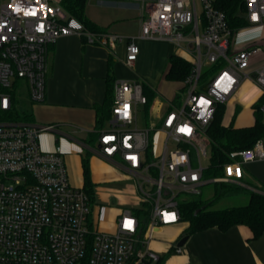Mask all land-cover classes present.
I'll list each match as a JSON object with an SVG mask.
<instances>
[{"label": "built area", "instance_id": "obj_1", "mask_svg": "<svg viewBox=\"0 0 264 264\" xmlns=\"http://www.w3.org/2000/svg\"><path fill=\"white\" fill-rule=\"evenodd\" d=\"M97 1L137 3L141 25L127 37L129 67L138 60L137 39L177 45L192 66L186 98L152 119L143 83L114 84L110 128L98 131L97 151L135 183L143 208L123 210L114 233L98 231L87 193L71 184L62 147L41 146V136L57 126L15 122L8 113L17 80L25 81L33 102L45 101L48 54L60 38L79 36L109 47L125 37L88 30L62 0H0V264H158L149 247L152 231L179 225L182 203L209 183L203 162L212 158L208 129L218 108L250 80L263 93L264 114V65L251 69L264 49L237 46L243 29L232 31L216 0ZM243 7L248 28L264 24V0H243ZM205 69H213L211 79L204 78ZM140 111L144 129L137 127ZM229 158L212 182L245 186V165L264 163V140Z\"/></svg>", "mask_w": 264, "mask_h": 264}, {"label": "crops", "instance_id": "obj_2", "mask_svg": "<svg viewBox=\"0 0 264 264\" xmlns=\"http://www.w3.org/2000/svg\"><path fill=\"white\" fill-rule=\"evenodd\" d=\"M101 6L109 8L110 11L114 9L118 12H115L116 15H114L112 20H107L105 25H101L87 17L86 5V18L98 28L113 36L117 34L118 23L131 20V18L125 17L122 13L118 14L121 10L136 9L139 12L136 4L124 1L104 2ZM135 18L139 21L138 27H140V12ZM121 27H123L122 24L119 25V28ZM253 28L262 30L260 34L262 39H254L244 44L236 43L237 46L242 47L249 43H258L262 44L261 46L264 49V24ZM245 29H248V27L242 31ZM125 41L127 47V37H125L123 42ZM117 49V44L109 47L91 44L85 38L79 36L60 38L50 48L52 64L47 80L45 101L34 105L33 120L30 122L35 124L34 118L38 117L43 122L40 123L42 125L57 126V131L44 133V136H41V146L46 151L53 150L57 145L62 147L70 181L74 187L84 188L85 186L83 165L85 158L89 162L90 179L93 188L98 186L116 187L118 192L111 198L110 205L105 207L95 205L93 208L92 219L94 226L98 231L104 233H114L117 229V220L121 212L123 210H134L129 209V204L135 201L139 202V199L134 200V197H138L135 183L99 154L97 151L98 136L95 138L92 135L94 132L104 129V125L99 128L98 117L104 113V110L110 112L108 107H110L111 100L114 101V84L119 80H130L119 76L116 72L117 65L114 64L113 55ZM78 52L83 55L81 63H76L73 60L74 54H78ZM173 55L181 57L182 53L177 51ZM169 61L170 58L168 60V71ZM124 64L129 67L126 59ZM135 65L136 63L133 67ZM263 65L264 63L259 65L252 60L251 69L254 70ZM77 81L81 84L80 91L73 88H65L68 84L77 85ZM145 88L148 94L154 95L146 108L149 118L155 119L160 116L167 109L169 103L178 104V95L173 101L166 103L158 95L156 89L146 84L144 85ZM262 104L263 93L261 89L250 80L242 81L230 100L222 105L224 113L229 108V111L234 116L232 123L224 124L222 121L223 125H232L238 129L254 126L255 107ZM251 113H253L254 118L251 117ZM236 120L243 121V123L238 126L235 124ZM87 134H90L89 139H86ZM255 165L257 163L245 165L243 180L245 186L241 187L248 192H256L255 190L259 188L264 194V185L260 182L261 179L257 180L249 169L255 167ZM126 182H129V188L132 191L131 196L134 194L130 200H127L129 197L125 198L122 195L123 191H120L127 186ZM151 234L155 236L156 240L152 243L150 241L149 247L152 251L159 254L162 259L161 264H264V248L263 245H260L264 241V234L255 239L252 231L247 226H236L227 231H221L217 228L202 231L201 236L196 240L194 251L192 252L188 248V250L185 249L186 253L181 254H176V247L180 240L187 236L183 228L178 227V225L160 227L154 229ZM251 243H253L254 247L253 253L250 248ZM171 246L174 247L165 256ZM180 248L182 249V247Z\"/></svg>", "mask_w": 264, "mask_h": 264}, {"label": "rangeland", "instance_id": "obj_3", "mask_svg": "<svg viewBox=\"0 0 264 264\" xmlns=\"http://www.w3.org/2000/svg\"><path fill=\"white\" fill-rule=\"evenodd\" d=\"M86 8V15L87 17L98 24L105 25L107 20H112L114 15H116L115 12H118L116 10L110 11L109 8L101 6V3H98L97 0H90L88 1ZM131 4H137L135 2H129ZM122 13L125 17L131 18V20H127L121 23H118V30L116 36L119 37H130V36H136L139 33V21L135 18L138 16V11L136 9H127V10H121L118 14ZM243 15V13H242ZM123 25V27L119 28V25ZM262 31V30H261ZM261 31L257 28H248L242 31L239 35L236 36L235 42L237 44H244L254 39H260L261 38ZM262 39V38H261ZM259 41V40H258ZM136 45L139 48V56L138 60L136 61V65L133 68H129L124 64L126 59V41L123 43H117V51L113 55V60L115 61L114 64L117 65L116 72L119 76L123 78H127L130 80H138L139 82L143 83L144 85H148L153 89L157 90L158 95L161 97L163 101L171 102L173 101L177 95L179 96L178 100L182 101L186 98V90L183 89L184 82L182 81H171L166 78V73L168 71V60L171 55L175 54L178 51V47L176 44L170 42V41H164V40H136ZM262 45V44H261ZM50 50L48 54V71H47V77H46V86H47V80L49 78V73L51 70V58H50ZM83 55L78 52V54H74L73 60L78 63L82 62ZM254 62L257 64H263L264 63V51L256 54L253 57ZM71 62V61H70ZM76 69V68H75ZM77 70V69H76ZM74 70V71H76ZM205 71H208V69H205ZM213 71H210L207 78H212ZM79 80V78H77ZM66 85V84H65ZM64 85V86H65ZM79 81H77V85H69L65 86V88H73L80 91ZM47 92V90H46ZM14 108L16 113L19 115H23L24 113L33 115L34 110L33 107L35 104H41L37 102H33L29 96L27 85L24 80H17V85L14 87ZM223 123H232L233 121V113L229 111V108L226 109V112L224 113ZM251 117L254 118L253 113H251ZM36 121V125H42L40 123L41 120L39 118H34ZM138 125L137 127L139 129H144L146 127V115L143 111H140L138 115ZM15 122H22L23 120L20 118H14ZM243 123V121H235V124L240 126ZM105 130L110 128V124L108 121H105L104 127ZM44 136V135H43ZM42 136V137H43ZM90 138V134L86 135V139ZM43 139V138H42ZM43 142V140H42ZM43 145V143H42ZM209 156H212V148L209 149ZM203 165L205 168H209L211 166V160L207 159L204 160ZM250 171L253 173L254 177L258 179H261L260 182L264 185V163H257L255 167L249 168ZM213 179L209 177L206 172L204 173V180L209 181L208 184L204 185L201 188V195L189 197L188 200L196 199L200 200L202 202H210L213 201L215 198L219 199L217 202H215L212 206H210V209L212 210H222L227 208H232L236 206H243L246 205L249 201V195L248 192L244 189H236V185L234 184H221V183H214L212 182ZM126 187H124L122 190V195L127 200H130L131 197L134 195L131 193L132 191L129 188V182H126ZM118 192L116 190V187H94L93 188V194H94V202L92 203V208H94L95 205H99L101 207H105L110 205L111 198L113 195H115ZM133 199V198H132ZM135 199H139L138 197ZM187 200V201H188ZM183 204V203H182ZM128 207V206H127ZM143 208V205L140 202H131L129 204V209H136L139 210ZM190 224L189 222H181L178 227L183 228V231L185 234L190 233L188 230ZM202 231L194 232L189 235L190 239L188 243L182 247L181 253H186L185 249L188 250L191 249L193 252L195 249L196 240L201 236ZM154 234V233H153ZM151 234V243L156 240L155 236ZM159 239V238H158ZM162 239V238H161ZM162 241V240H158ZM260 245H263L264 248V241ZM174 246H171L168 251L166 252L165 256H167L170 251L172 250ZM251 252L253 253L254 247L253 243H251ZM180 253V254H181ZM158 254V253H157ZM176 254H179L176 252ZM159 255V254H158Z\"/></svg>", "mask_w": 264, "mask_h": 264}, {"label": "trees", "instance_id": "obj_4", "mask_svg": "<svg viewBox=\"0 0 264 264\" xmlns=\"http://www.w3.org/2000/svg\"><path fill=\"white\" fill-rule=\"evenodd\" d=\"M88 0H62V5L65 10L76 17L84 26L90 31L104 32L92 22H90L85 15V8ZM216 6L226 15L229 27L233 32H239L247 27L248 23L242 12L244 11L243 0H216ZM192 66L183 58L172 55L169 61V71L166 78L171 81H182L190 75ZM213 69L205 71L204 78L206 79L209 72ZM145 93L148 96L149 103L152 101L154 95ZM114 100V99H113ZM113 102H110V112L104 110V113L99 115V128H102L105 121L110 119L111 108ZM262 105L255 107V124L249 128H234L231 126H224L223 114L224 108L220 106L214 121L208 129V136L211 140L212 158L211 166L206 170V174L211 178H219L223 175V166L230 161L229 155L233 152L252 148L256 142L264 139V114L261 110ZM100 111V110H99ZM8 118H20L24 122H32V115L24 113L22 116L16 113L15 108L8 113ZM95 138L98 132L92 134ZM84 175L85 186L84 190L87 193L91 204L94 202L93 185L90 179V169L88 159H84ZM244 189L236 185V189ZM245 190V189H244ZM261 191L259 188L257 189ZM247 191V190H246ZM248 192V191H247ZM249 201L246 205L236 206L222 210H212V206L219 199L215 198L213 201L204 203L200 200L191 199L184 202L181 207L182 221L189 222L188 230L190 234L198 231H205L212 228H217L221 231H227L236 226H247L253 233L255 239L264 234V194L259 192H248ZM162 263V259L158 264Z\"/></svg>", "mask_w": 264, "mask_h": 264}, {"label": "water", "instance_id": "obj_5", "mask_svg": "<svg viewBox=\"0 0 264 264\" xmlns=\"http://www.w3.org/2000/svg\"><path fill=\"white\" fill-rule=\"evenodd\" d=\"M204 91H207V88H204ZM188 240H189V236L183 237L178 243V247H183L187 243Z\"/></svg>", "mask_w": 264, "mask_h": 264}]
</instances>
